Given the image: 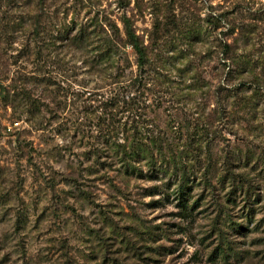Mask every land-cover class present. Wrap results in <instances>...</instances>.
<instances>
[{"label": "rangeland", "instance_id": "1", "mask_svg": "<svg viewBox=\"0 0 264 264\" xmlns=\"http://www.w3.org/2000/svg\"><path fill=\"white\" fill-rule=\"evenodd\" d=\"M151 135L185 207L102 145ZM0 264H264V0H0Z\"/></svg>", "mask_w": 264, "mask_h": 264}, {"label": "trees", "instance_id": "2", "mask_svg": "<svg viewBox=\"0 0 264 264\" xmlns=\"http://www.w3.org/2000/svg\"><path fill=\"white\" fill-rule=\"evenodd\" d=\"M125 36L126 42L124 44L130 46L137 55V64L140 70L139 80L138 78L135 79L134 84H131L132 82H129V86L127 87H124V82L126 81L119 82L123 86H121L122 89L119 90V93L116 94V97L114 99H111L110 103L112 105H118V103L120 102H122V104L124 105H130V102H128L124 96L126 94L125 89H128V92H130L132 89H135L137 87V84L141 87H144V83L145 81H147V78H144V74H146L145 68L147 65V54L138 36L128 22H125ZM119 98H124V100L119 101ZM133 100L134 102L137 101L136 99ZM113 102H115L116 104H113ZM116 126L124 125L122 124V122L118 121L116 125L113 124V128H115ZM115 130L111 131V134H116ZM113 139L114 138L112 137H104L102 145L109 148L108 157L114 159L116 164L124 166L126 175H135L136 177L146 178L149 175L143 174L142 170V167L146 166L149 168L147 173H153L150 175L151 178H154L156 180H164L167 176H169L170 183H167L168 185L173 182L172 179L174 178V184H176L179 195L178 200H181L182 206L184 205L185 207L187 196L183 188L184 182L180 181L181 185H178V176L180 177L179 164L172 148L174 147L173 141L161 135H151L148 137L146 136L135 138L133 143L129 141L128 137L125 138L123 141L124 143L121 144L116 143V141L113 142ZM144 140H146L147 142H144ZM127 142L128 144H126ZM97 156L99 157V155Z\"/></svg>", "mask_w": 264, "mask_h": 264}]
</instances>
